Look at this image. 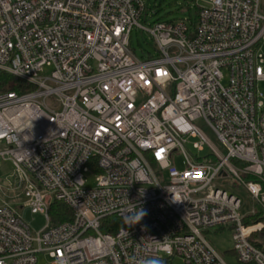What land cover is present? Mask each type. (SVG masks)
I'll return each instance as SVG.
<instances>
[{"label": "built area", "instance_id": "1", "mask_svg": "<svg viewBox=\"0 0 264 264\" xmlns=\"http://www.w3.org/2000/svg\"><path fill=\"white\" fill-rule=\"evenodd\" d=\"M196 5L195 21L147 27L144 0H0V72L28 89L0 92V158L17 206L47 222L34 233L0 207V264H227L213 229L232 232L239 264H264V0ZM134 28L154 54L131 49ZM54 202L72 221L53 224Z\"/></svg>", "mask_w": 264, "mask_h": 264}, {"label": "rangeland", "instance_id": "2", "mask_svg": "<svg viewBox=\"0 0 264 264\" xmlns=\"http://www.w3.org/2000/svg\"><path fill=\"white\" fill-rule=\"evenodd\" d=\"M147 3V10L140 19V24L147 27H153L158 22H172L182 19L197 18V3L203 4V0H144ZM198 1V2H197ZM154 40L151 36L139 29L134 28L131 35V49L135 51L139 58H143L144 54H154ZM264 89V85L260 86ZM209 143L216 149L223 151L220 142L216 136L208 129L204 130ZM194 140L190 141L187 147L188 152L192 156H198L199 158H206L211 154L210 148L207 146L204 152H198L194 148ZM172 167L179 172H183L186 169V160L183 155H175L172 160ZM15 170L11 162L5 161L0 158V207H3L5 203H10L17 207L20 216L24 222L29 225L34 233L41 231L47 224L46 219L41 214H35L31 209H21L19 205L20 188L16 184L17 180L14 176ZM167 178V177H166ZM93 182V180H92ZM90 186L93 184L90 183ZM221 188H224L229 193L236 194L243 202V212L248 213L251 209V198L245 192V190L235 187V182L231 179H227ZM207 241L211 246L222 256L227 264H239L236 255L233 252V239L232 232L228 229L219 231V229H213L205 234ZM255 239L260 241L264 240L262 234L255 236ZM52 259L47 254H39L37 256V264H51ZM176 264H182L180 261H176Z\"/></svg>", "mask_w": 264, "mask_h": 264}, {"label": "trees", "instance_id": "3", "mask_svg": "<svg viewBox=\"0 0 264 264\" xmlns=\"http://www.w3.org/2000/svg\"><path fill=\"white\" fill-rule=\"evenodd\" d=\"M27 91L28 89L25 87V84L21 80L6 73L0 72V92H17L23 94L26 93ZM49 214L54 225L70 222L73 219L72 211L66 205L59 202H54L52 204L49 210ZM259 220L260 218L257 216L253 219L252 218L246 219L245 223L250 224ZM105 230L106 228L103 227L104 232H106ZM223 230L224 229H219V231H223Z\"/></svg>", "mask_w": 264, "mask_h": 264}, {"label": "clouds", "instance_id": "4", "mask_svg": "<svg viewBox=\"0 0 264 264\" xmlns=\"http://www.w3.org/2000/svg\"><path fill=\"white\" fill-rule=\"evenodd\" d=\"M144 215H146V212L143 210H140V212L138 213L139 219L137 222H139V220L142 219ZM148 264H162V261L160 260L149 261Z\"/></svg>", "mask_w": 264, "mask_h": 264}]
</instances>
